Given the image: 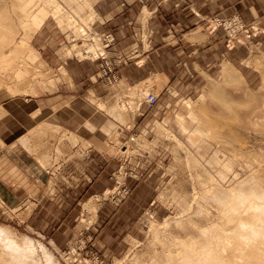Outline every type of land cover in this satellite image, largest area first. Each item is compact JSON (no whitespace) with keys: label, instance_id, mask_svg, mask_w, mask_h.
<instances>
[{"label":"rangeland","instance_id":"rangeland-1","mask_svg":"<svg viewBox=\"0 0 264 264\" xmlns=\"http://www.w3.org/2000/svg\"><path fill=\"white\" fill-rule=\"evenodd\" d=\"M0 1V228L39 264H169L264 191V0Z\"/></svg>","mask_w":264,"mask_h":264},{"label":"bare ground","instance_id":"bare-ground-1","mask_svg":"<svg viewBox=\"0 0 264 264\" xmlns=\"http://www.w3.org/2000/svg\"><path fill=\"white\" fill-rule=\"evenodd\" d=\"M33 3L34 0H21L19 4L23 27L39 25L44 15V11L36 10ZM7 10L0 8V71L11 68L17 43V28ZM8 47H11L9 54L4 50ZM230 79L231 76L227 75L226 82L229 83ZM222 91L220 86L210 88L212 93L221 94ZM251 183L249 181L248 185ZM248 185L243 182L240 188L226 192L214 190L216 193L212 198L223 214L221 225L200 231L201 248L193 241H181L184 248L176 252V257L169 254V264H264V191L257 184ZM33 242L32 239H25L20 243L8 231L0 228V264H39V257H36L39 256V248ZM40 248L47 263L52 264L47 251L42 246ZM183 250L185 252L182 254Z\"/></svg>","mask_w":264,"mask_h":264},{"label":"built area","instance_id":"built-area-1","mask_svg":"<svg viewBox=\"0 0 264 264\" xmlns=\"http://www.w3.org/2000/svg\"><path fill=\"white\" fill-rule=\"evenodd\" d=\"M150 101H151V102H154V97H151V98H150Z\"/></svg>","mask_w":264,"mask_h":264}]
</instances>
